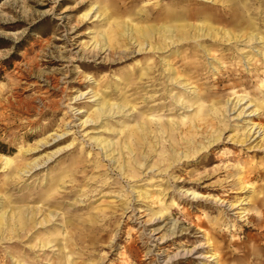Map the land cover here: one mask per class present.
<instances>
[{
	"label": "rangeland",
	"instance_id": "1",
	"mask_svg": "<svg viewBox=\"0 0 264 264\" xmlns=\"http://www.w3.org/2000/svg\"><path fill=\"white\" fill-rule=\"evenodd\" d=\"M262 36L264 0H0V264H264Z\"/></svg>",
	"mask_w": 264,
	"mask_h": 264
},
{
	"label": "bare ground",
	"instance_id": "2",
	"mask_svg": "<svg viewBox=\"0 0 264 264\" xmlns=\"http://www.w3.org/2000/svg\"><path fill=\"white\" fill-rule=\"evenodd\" d=\"M225 1V0H224ZM240 1V0H239ZM225 3V2H224ZM220 7V6H219ZM239 8L237 9V13H236V15H233V16H230L229 18H226L224 21H226L227 23H230V24H234V25H236L237 27L239 26V25H242V23L244 22V21H246V20H248V19H246L244 16H243V8L245 9V7H246V3H244L243 1H241L240 2V4H239V6H238ZM96 8V6L95 5H93L92 6V8L90 9V11H88L87 13H86V15L88 16L90 13H91V11H93V9H95ZM221 9V8H220ZM224 10H229V9H227L226 8V6L224 5ZM195 14V12H193V14H191V16H193ZM175 17V16H174ZM173 19V18H172ZM172 23V22H171ZM175 23V22H174ZM173 23V24H174ZM204 23V22H203ZM248 23H249V25L251 26H253L255 23L253 22V21H248ZM208 24V23H207ZM255 26V25H254ZM210 28H214V29H216L217 27H215V26H212V25H210L209 26ZM247 27V25L246 26H244L243 28H246ZM128 28V29H127ZM126 28V33L127 34H133V32H134V28H130V27H127ZM152 28V27H151ZM191 28H193L195 31H196V34L198 33V32H200V33H202L203 34V32H204V25L202 24V22H199V24H194V23H189V22H187V23H179L178 22V24H176V25H172V24H162L161 26H158L157 27V30L159 31V30H161L162 31V29H163V31H165V33H167V32H171V34H172V32H174V31H177V32H179L180 33V35H181V37H179V40H184L185 38H187V37H189L190 36V33H191V31H190V29ZM253 28V27H252ZM217 29H219V28H217ZM221 29H222V27H221ZM250 30V29H249ZM225 31L227 32V33H229V35H230V30L229 29H225ZM248 31V30H247ZM234 32V31H233ZM249 32V31H248ZM253 32H254V30H253ZM210 33V32H209ZM232 33V32H231ZM235 33V32H234ZM245 33V32H244ZM195 34V35H196ZM233 34V33H232ZM248 34V33H247ZM250 34V33H249ZM142 37H144L145 39H147L148 41L150 40V39H152L154 36H152L151 35V30L150 29H143L142 31H141V34H140ZM155 35V34H154ZM165 35V34H164ZM177 35V34H176ZM198 35V34H197ZM200 35V34H199ZM198 35V36H199ZM212 35V34H211ZM238 35V34H237ZM246 35V34H245ZM258 35V33H253L252 34V36L253 37H256ZM201 36V35H200ZM228 36V35H227ZM140 37V36H139ZM195 37V36H194ZM230 37H231V35H230ZM113 38L114 39H116V36H115V34H114V36H112V40H113ZM262 38H264V36H262ZM135 39H137L138 40V37H137V35H136V37H135ZM171 39H173V38H171ZM230 39V38H229ZM152 41V40H151ZM150 41V42H151ZM117 42V41H116ZM152 43V42H151ZM97 45H98V43H97ZM151 45H153V43L151 44ZM154 48H157V47H161V46H153ZM158 48V49H159ZM84 94V93H83ZM83 94H81V95H83ZM27 109V108H26ZM84 110H81L80 112H83ZM28 150H30V149H28ZM6 159H7V163H11L12 162V158L11 157H9V156H6Z\"/></svg>",
	"mask_w": 264,
	"mask_h": 264
}]
</instances>
